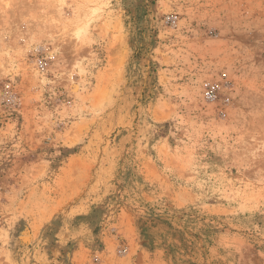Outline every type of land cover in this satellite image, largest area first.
<instances>
[{"label":"rangeland","instance_id":"rangeland-1","mask_svg":"<svg viewBox=\"0 0 264 264\" xmlns=\"http://www.w3.org/2000/svg\"><path fill=\"white\" fill-rule=\"evenodd\" d=\"M0 264H264V0H0Z\"/></svg>","mask_w":264,"mask_h":264}]
</instances>
